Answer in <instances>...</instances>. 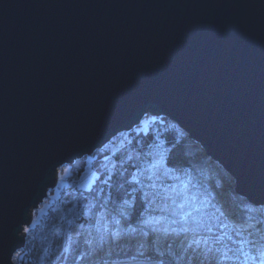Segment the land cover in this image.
Listing matches in <instances>:
<instances>
[{
    "label": "water",
    "instance_id": "95a60500",
    "mask_svg": "<svg viewBox=\"0 0 264 264\" xmlns=\"http://www.w3.org/2000/svg\"><path fill=\"white\" fill-rule=\"evenodd\" d=\"M148 114L264 206V0H0V264L61 164Z\"/></svg>",
    "mask_w": 264,
    "mask_h": 264
},
{
    "label": "rangeland",
    "instance_id": "374dc122",
    "mask_svg": "<svg viewBox=\"0 0 264 264\" xmlns=\"http://www.w3.org/2000/svg\"><path fill=\"white\" fill-rule=\"evenodd\" d=\"M157 118L165 120L164 118L166 117H152L148 114L143 118V124H140L135 128L140 126V129L144 130L152 127V132L155 133H158L159 131L162 132V130L166 129H172L173 131H176L177 134L186 136L167 118L166 122L163 121V125H159L155 122V119ZM130 137V132L120 133L106 144L107 147L104 145L100 150L102 151L100 154L104 155L109 153V156H107L102 162L103 165L101 166L104 172H101V174L97 175V173L94 172L95 169L97 170L98 165H94L92 163L93 160L89 158L92 157L96 151L92 155L85 156L88 159L84 169L80 173V176L75 175L81 181L78 187H80L82 191L76 189L70 190L71 188L69 189L66 186L63 187L64 180L67 177L64 180L59 181L58 185L54 188L53 194L51 193L52 198L49 199L50 201L47 204H44L45 200L48 199L46 198L44 202L40 204L38 209L33 212L35 213L39 210L42 213L39 215L38 221L34 219V215H32V220L30 221L31 224L27 226L29 232L26 233L25 246L21 251H18L20 253L19 258L16 257L17 253L13 256L14 264H58L60 262L71 264L68 262L71 260V256L68 255L66 257L63 255L64 251H67L72 244L74 245L80 237H82V239L84 238V240L87 239L91 241L90 246L85 243V247H83L81 252V255L84 258V264H103L104 261H107L108 264H112L113 261H115L116 264H152L146 263L145 261L137 262V260L135 261L131 258L137 256L138 259L136 249L141 242L145 245L143 249L145 255L143 257H146L148 260L153 258H164L172 261L173 264H176L174 261V255L179 256L183 254L181 241L185 239V235H187L189 239L192 238L193 235L209 237L210 243H212L215 238H219L220 244L216 245L217 247L220 245H227L228 247L233 248L238 247L239 245L233 244V240L245 239L258 241L250 229H238L236 226L232 225V221L224 212V205L221 200L222 196H220L219 199L214 198L205 190V187L197 183L195 184V182L188 179L187 175L184 176L180 173L171 174L173 177L179 175L180 180L162 175L160 176V179H156V175L153 174V180L158 186H161L158 190L163 194L164 189L166 188L168 198L162 200L160 196L151 197L152 204L150 207L158 211L163 209V212L175 214V216L179 217L181 210L178 208L176 211L171 210L170 204L175 203L178 205L183 203V211L191 213V216L188 217L187 223L184 226L195 229V233L189 232L187 234L181 233L179 236H176L175 234L165 236L162 232H150L149 236L145 238L137 232L134 236L122 235L121 238L113 242L110 235H106L104 232L105 224L108 225L109 230L115 227L111 222L113 216L121 220L119 226L121 229L127 228L129 224L133 227H139V225L134 222L131 208H127V206H124L125 211L128 213L126 217H121L118 212H111L109 210L105 212L102 208L99 213L104 219H100L97 216L96 220L100 219V223H95L94 227L91 228L86 223L87 220L82 219L85 216L83 211L85 208H92L95 202L90 201V205L87 206L88 203L86 201L81 202L82 200H79L78 197H81L85 190L91 188L93 181L95 182L98 178L102 181H106L110 179L111 172L119 168H121L122 172L124 166L136 165L141 168L146 167V162L151 160L153 156H157V154L164 155L160 141L157 140L151 150L143 155L140 154L136 148L130 147ZM118 157L119 159L117 160L116 158ZM129 157H131V159H129ZM133 168V173H136L139 176L140 173L137 172L136 167ZM149 174L150 173L145 172L140 178L145 185L143 191L152 193L154 190L147 187V185L151 183V181L146 179ZM229 178L226 179L223 177L222 172H219L218 176L213 180L215 184V192H220L221 195L225 194L230 189L234 192L235 183L231 177ZM181 180L185 181L188 185L187 188H184L183 190L180 183ZM169 185L175 186V190L168 187ZM60 188L65 189L66 191L70 190L68 191L69 195L74 197L67 200L61 196L62 198L58 199ZM139 188L140 185H138V189ZM139 194L141 195L142 193L139 191ZM50 204H52V211L44 212L45 207ZM72 204L76 205L74 213L67 211ZM51 212H55V216L50 220H46ZM221 212H223V215H221ZM67 219L73 220L72 226H69L66 223ZM174 220L179 221V218ZM172 221L173 219H166L163 223L169 227L179 228L181 226L180 224H173ZM208 228H211L212 231L208 232ZM77 232H80L81 234L77 235ZM237 232H240V236H237ZM249 233H251V235ZM101 235H105L106 237L103 241L100 240ZM229 237H231V239H229ZM169 244L172 245L171 251L168 249ZM26 249L27 252L23 253ZM157 250L163 252L164 255L162 257L157 256ZM244 251L254 254V250L247 244L244 246ZM190 254L191 253L184 255ZM231 254L232 253H229V255ZM243 260L244 257L241 256L240 261H230L227 262V264H242ZM73 264H75V261ZM179 264H186V261H180ZM248 264H252V261H248Z\"/></svg>",
    "mask_w": 264,
    "mask_h": 264
},
{
    "label": "trees",
    "instance_id": "16d2710c",
    "mask_svg": "<svg viewBox=\"0 0 264 264\" xmlns=\"http://www.w3.org/2000/svg\"><path fill=\"white\" fill-rule=\"evenodd\" d=\"M164 119L165 120L157 118L155 119V122L159 125H163V121L166 122L167 120L166 118ZM142 124L143 123H141V125ZM152 131V127L143 130L140 129V126L131 130L130 147L136 148L140 154L145 155L151 150L152 146L156 144L157 140L160 141L162 144L163 153L165 155L167 167L179 168L181 171L178 173L182 175H184V172H187V176L190 181L205 187V190L214 198L219 199V197L222 196L221 200L224 205V212L232 221V225L236 226L238 229H250L258 240H260L261 237H264V206L259 207L250 204L248 201H246V199L236 195L231 189L223 195H221L220 192H215V184L213 180H215V178L218 176V173L222 172L223 177L226 179L229 178L226 172L223 171V169L216 163L215 160L206 157L205 151L202 150V148L197 143L191 141L189 138H187V136H181L180 134H177V132L173 131L172 129L162 130V132L159 131L158 133ZM101 149L99 148V150L96 151L91 157L93 160L92 163L94 165H98L97 170H94L97 175L101 174V172H104L101 165H103L102 162L106 159V157L109 156V153L104 155L100 154L102 152L100 151ZM87 159V157H83L82 159L76 160L75 163L71 165L72 171L70 175L80 176V173L87 163ZM116 159L118 160L119 157ZM123 168L124 169L122 172L121 168L111 172L110 179L106 181H102L98 178L95 180V182L93 181L91 188L83 192L81 197L78 195V199L82 200L81 202L86 201L88 203L87 206L90 205V201L95 202L91 208L92 212L83 218L81 216L82 219L87 220L86 223L91 228H93L96 223L97 216L95 214L97 212H100L102 208H106L107 210L114 212V209L122 206V198L135 200V204L131 210L134 222L137 223L139 211L142 210V202L140 200L141 195L139 194V191H133V189H138V185L133 183L131 186H129L128 183H126V181L130 179V174L133 173V165L124 166ZM121 185H123V187H121ZM76 190L82 191L80 187H77ZM53 192L54 189L49 191L48 199L44 202V204H47L50 201L49 199L52 198L51 193L53 194ZM61 196L67 200H70L74 197L69 195L68 190L66 191L65 189L60 188V195L58 199L62 198ZM35 213L34 219L38 221L39 215L42 212L38 210ZM53 216H55V212H51L46 220H50ZM83 247H85V240L84 238L82 239V237H80L74 245L72 244L67 251H64L63 255L66 257L68 255L71 256V260L68 262L73 264V262L76 261L79 256H82L81 252ZM26 252L27 249L23 253ZM145 259L147 258H140L138 256V259L136 260L137 262L145 261L146 263H152V261L162 259L165 261V264H169L170 262V260L164 258H153L150 260ZM83 261L84 258L80 261V264H84ZM58 264L64 263L60 262Z\"/></svg>",
    "mask_w": 264,
    "mask_h": 264
},
{
    "label": "snow or ice",
    "instance_id": "6c2138e0",
    "mask_svg": "<svg viewBox=\"0 0 264 264\" xmlns=\"http://www.w3.org/2000/svg\"><path fill=\"white\" fill-rule=\"evenodd\" d=\"M144 121H141L143 123ZM107 147V145H105ZM91 158V157H89ZM131 159V157H129ZM73 161H68L67 163H62L59 170L56 173V177L53 181L54 184H58L59 181L64 180L66 177H68L71 174V164ZM133 167H136V170L140 175L138 176L136 173L130 174V179L126 181L129 186H131L133 183L136 185H140L139 189H133V191H140L141 197L140 200L142 202L141 207L142 210L139 211L138 219H137V225L139 227H133L131 224L128 225L127 228L121 229L119 226L121 224V220L113 216L112 218V224L115 225V227L111 230H109L108 225H104V232L106 235H110L113 242L117 241L119 238H121L122 235H135L137 232H139L143 237L147 238L149 236V233H163L165 236L175 234L176 236H179L181 233L187 234L189 232L195 233V229L184 226L187 223V219L189 216H191L190 212H184L183 211V203L176 205V208L180 209L179 213V221L173 220V224H180L181 226L179 228L177 227H169L168 225L164 224L163 222L167 219L165 215H156L154 214L157 210L151 208L152 199L151 197L154 196H160V198L166 199L167 197V189H164L163 194L158 190L161 186H158L157 183L153 180V174L156 175V179H160V176H165L169 178H174L177 180H180V176H172V173H178L181 170L176 167H166V159L163 154H157V156H153L151 160L146 162V167H137L136 165H133ZM145 172L150 173L146 179L151 181L147 185V187L153 189L154 191L152 193H149L147 191H143V188L145 185L143 184V181L141 180V176ZM184 175H188L187 172L183 173ZM182 185V190L184 188H187V183L183 180L180 181ZM123 187V185H121ZM168 187L173 188L175 190V186L169 185ZM130 195V194H129ZM71 203V202H70ZM122 206L114 209V212H118L121 217H126L128 213L125 211V207L132 208L135 204L134 199L129 198H122L121 199ZM76 208L75 204H72L71 207L67 209L68 212L74 213V210ZM104 211L106 212L107 209L105 208ZM163 212V209L160 210ZM175 211V210H174ZM92 212L91 208H85L83 211V214L85 216H88ZM147 213V214H146ZM36 213H33L32 215H35ZM100 219H104V217L97 212L95 214ZM221 215H223V212H221ZM100 219L96 220V223H100ZM66 223L69 226L73 225L72 219H67ZM82 227V226H81ZM147 229V230H146ZM208 232H211L212 229L208 228ZM29 228H24V233H28ZM80 232H77V235H80ZM251 235V233H249ZM237 236H240V232H237ZM105 235L100 236V240L103 241L105 239ZM231 239V237H229ZM85 243L89 246L91 245V241L85 239ZM220 244L219 238H215V240L210 243L209 237H199L197 235H193L192 238H188L187 235H185V239L181 241V247L183 249V254L179 256L174 255V261L176 264H179L180 261H186V264H227V262L230 261H240L241 256L244 257V260L242 261V264H248V261H252V264H264V237H261L258 241H250L245 239L240 240H233V244L239 245L238 247H228L227 245H220L217 247L216 245ZM250 245L251 249L254 250V254H250L249 252L244 251L245 245ZM145 245L143 242L139 243V246L136 249L137 255L140 257H143L145 255V252L143 251ZM172 245H168L169 251H171ZM191 253L190 255H184ZM229 253H232L229 255ZM164 255L163 252L157 250V256L162 257ZM20 253L17 252L16 257L19 258ZM133 260L137 259V256L131 257ZM83 260V257H78L75 261V264H80V261ZM103 264H108L107 261H104ZM112 264H116L115 261L112 262ZM152 264H165V261L162 259H157L155 261H152ZM169 264H172L170 261Z\"/></svg>",
    "mask_w": 264,
    "mask_h": 264
},
{
    "label": "built area",
    "instance_id": "2783aa9c",
    "mask_svg": "<svg viewBox=\"0 0 264 264\" xmlns=\"http://www.w3.org/2000/svg\"><path fill=\"white\" fill-rule=\"evenodd\" d=\"M174 124V126H176L177 127V125L175 124V123H173ZM177 129H179L178 127H177ZM180 130V129H179ZM181 131V130H180ZM80 183H81V181H80V179L78 178V177H76V176H73V175H69L65 180H64V184H63V187L64 186H66V187H68L70 190H73V189H76L79 185H80ZM58 185V184H57ZM70 190H68V191H70ZM52 209V204H50V205H48L47 207H46V209L44 210V212L45 211H47V212H50V211H52L51 210Z\"/></svg>",
    "mask_w": 264,
    "mask_h": 264
},
{
    "label": "bare ground",
    "instance_id": "6f19581e",
    "mask_svg": "<svg viewBox=\"0 0 264 264\" xmlns=\"http://www.w3.org/2000/svg\"><path fill=\"white\" fill-rule=\"evenodd\" d=\"M153 117V116H152ZM48 194H49V192H48ZM171 205V210H178L177 208H176V204L175 203H172V204H170ZM161 211H156L154 214H156V215H165L166 217H167V219H178L179 217H177V216H175V214H168L167 212L165 213V212H161Z\"/></svg>",
    "mask_w": 264,
    "mask_h": 264
}]
</instances>
